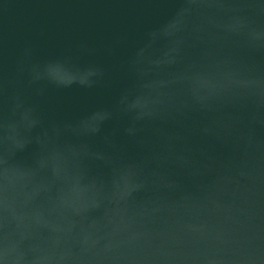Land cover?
Here are the masks:
<instances>
[{"label": "water", "instance_id": "water-1", "mask_svg": "<svg viewBox=\"0 0 264 264\" xmlns=\"http://www.w3.org/2000/svg\"><path fill=\"white\" fill-rule=\"evenodd\" d=\"M0 264H264V0H0Z\"/></svg>", "mask_w": 264, "mask_h": 264}]
</instances>
